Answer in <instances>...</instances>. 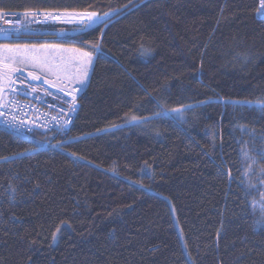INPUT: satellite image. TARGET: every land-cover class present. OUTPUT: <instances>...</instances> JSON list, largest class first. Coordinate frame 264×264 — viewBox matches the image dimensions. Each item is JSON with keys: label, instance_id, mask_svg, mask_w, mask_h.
<instances>
[{"label": "trees", "instance_id": "1", "mask_svg": "<svg viewBox=\"0 0 264 264\" xmlns=\"http://www.w3.org/2000/svg\"><path fill=\"white\" fill-rule=\"evenodd\" d=\"M259 4L0 0L112 14L64 40L0 41L94 56L54 147L0 127V264H264Z\"/></svg>", "mask_w": 264, "mask_h": 264}, {"label": "built area", "instance_id": "2", "mask_svg": "<svg viewBox=\"0 0 264 264\" xmlns=\"http://www.w3.org/2000/svg\"><path fill=\"white\" fill-rule=\"evenodd\" d=\"M26 12L36 14L26 17ZM26 12H0V41L25 40L29 37L44 36V28L55 25V21H58V19H46L45 13L59 17V14L52 11ZM54 31L51 29V34H54ZM12 80L15 83L2 82L4 90L0 91V104L4 107H0V112L5 115L0 116V127L20 136L34 139L45 147H54L55 138L67 132L74 121L78 110V95L66 89L60 91L61 87L56 84L50 86L47 82L33 80L23 70L13 73ZM66 92L71 95H66ZM73 95L76 97L74 111L70 110ZM13 116L16 117L15 120L12 119ZM21 122H23L22 125Z\"/></svg>", "mask_w": 264, "mask_h": 264}, {"label": "rangeland", "instance_id": "3", "mask_svg": "<svg viewBox=\"0 0 264 264\" xmlns=\"http://www.w3.org/2000/svg\"><path fill=\"white\" fill-rule=\"evenodd\" d=\"M83 13L85 12L60 13L58 15L60 18L58 19L57 22L55 21L56 23L55 25H49L47 26V28H44V40H50L52 38L56 39V37L59 38L56 40H64L66 39V37H63L64 35L66 34L72 35V34H76L79 32L89 30L93 27H96L104 23L107 19H109L112 16V14H108L107 17L101 16L99 17V20L97 21V23H95V22L88 21L87 18L82 15ZM93 19L95 20V18ZM48 29L50 31L51 29L55 30L54 31L55 33L51 34L50 31L48 32ZM0 45H8L11 48H16L17 46H19L21 49H24L25 47H27V49H29L30 51L24 52L22 54L28 55V56H30L31 53H34L36 51H44L45 57H41V58H46L49 62L55 61V62L62 63L63 61L70 60L72 61V66L70 67L69 71L73 74V76L76 75L77 66H80L81 69H83V67L86 66L88 75L85 78L82 86L72 81L63 82V81L56 79V81L54 82V79L56 78V74L55 73L49 74L46 68L44 72L40 70V67L32 68L31 65L22 66L21 68V70L25 69L30 72H34L36 75H39L40 78L44 79V81H52L53 84L63 87L64 89L72 92L75 95H79L83 91L88 81V77L90 75L89 69H90L91 63H88V58L82 55V53H88V52L82 49H79L74 46L57 44V43H44L43 45H33V44L32 45L0 44ZM68 50H78V51H68ZM88 54L91 56V62H92L94 56L91 55L90 53ZM10 55L12 54L0 49V60L8 62L6 58ZM31 55L33 56V54ZM61 75L63 74L61 73ZM73 89H76V91H73ZM175 109H180V112H173L171 110V111H167V114L173 117H181L182 108H175ZM56 239H57V233H56ZM56 239L53 240V243L56 242Z\"/></svg>", "mask_w": 264, "mask_h": 264}, {"label": "snow or ice", "instance_id": "4", "mask_svg": "<svg viewBox=\"0 0 264 264\" xmlns=\"http://www.w3.org/2000/svg\"><path fill=\"white\" fill-rule=\"evenodd\" d=\"M258 12L259 14L264 15V0H260V8L258 9ZM35 14L36 13H33V12H26L25 16L27 17V16H32ZM82 15L86 17L87 20L90 22H95L93 18L97 17V14L95 12H85ZM107 16H108V13H105L104 17H107ZM45 18L46 19L47 18L59 19L60 17H54L52 16L51 13H45ZM96 48L98 50V46H96ZM0 49L12 54L6 58L8 62L0 60V91L4 90V85L2 82L7 81L10 83H15V81L12 80V74L17 71H20L22 66L31 65L32 68L40 67V70L42 72H44L46 68L49 74H53V73L56 74L57 80H60L63 82L72 81L81 86L83 85L84 80L88 75L86 66H84L83 69H81L80 66H77L76 75L73 76V74L69 71L70 67L72 66V61L70 60L63 61L62 63L55 62V61L49 62L46 58H41L40 56H36V55L28 56V55L22 54L24 52L30 51L29 49H27V47H25L24 49H21L19 46H17L16 48H11L8 45H0ZM68 51H78V50H68ZM82 55L88 58V63H91V56L88 53H82ZM61 73L63 75H61ZM29 76H31L33 80L40 79V76L36 75L34 72H29ZM46 82L49 83L50 86L53 84L52 81H46ZM33 91H35V89H33ZM60 91H64V88L61 87ZM73 91H76V89H73ZM65 94L71 95V93H67V92ZM75 102H76V97L75 95H73L72 101L70 104V110H73V111L75 110L74 108ZM241 103H251V102L245 101ZM0 107H4V105L0 104ZM260 107L264 108V102L260 103ZM172 111L180 112V109H172ZM4 115L5 113L0 112V116H4ZM157 115H164V113L160 112V113H157ZM12 119L15 120L16 117L13 116ZM133 119H136V118L133 117ZM22 123L23 122H21V125ZM65 123H67V121H65ZM258 227L264 229V221L258 222ZM52 235H53V240H55L56 232H54Z\"/></svg>", "mask_w": 264, "mask_h": 264}, {"label": "crops", "instance_id": "5", "mask_svg": "<svg viewBox=\"0 0 264 264\" xmlns=\"http://www.w3.org/2000/svg\"><path fill=\"white\" fill-rule=\"evenodd\" d=\"M26 45V44H25ZM28 45V44H27ZM33 45H43V44H33ZM31 54H33V55H36V56H40V57H45L44 56V51H36V52H34V53H31ZM30 54V56H32ZM50 54V53H49ZM93 60H94V57H93ZM93 60H92V62H91V66H90V69H89V72H91V69H92V65H93ZM6 62V61H5ZM22 68V67H21ZM24 72H26V73H28L29 74V72L30 71H28V70H25V69H22ZM88 79H89V77H88ZM40 81H42V82H46V81H44V79H42V78H40L39 79ZM56 81V78L54 79V82ZM88 82V81H87ZM86 85H87V83H86ZM85 85V86H86ZM85 88V87H84Z\"/></svg>", "mask_w": 264, "mask_h": 264}, {"label": "bare ground", "instance_id": "6", "mask_svg": "<svg viewBox=\"0 0 264 264\" xmlns=\"http://www.w3.org/2000/svg\"><path fill=\"white\" fill-rule=\"evenodd\" d=\"M260 8V4H259V6H258V9ZM31 11H33V10H31ZM258 11V10H257ZM26 12V11H25ZM52 12H55V13H57V14H60V13H63V12H56V11H52ZM259 18H261V19H264V18H262V17H264V16H262L261 14H259V12H257V14H256ZM99 20V17L98 18H95V23H97V21ZM83 32H85V31H83ZM79 33H82V32H79ZM79 33H76V34H79ZM39 39H41V41H44V36H40L39 37ZM99 50V49H98ZM97 49H96V51H98Z\"/></svg>", "mask_w": 264, "mask_h": 264}]
</instances>
